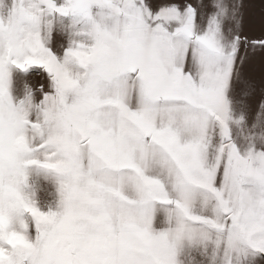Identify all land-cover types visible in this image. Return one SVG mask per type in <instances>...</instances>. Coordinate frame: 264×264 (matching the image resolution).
Here are the masks:
<instances>
[{
	"label": "snow or ice",
	"instance_id": "obj_1",
	"mask_svg": "<svg viewBox=\"0 0 264 264\" xmlns=\"http://www.w3.org/2000/svg\"><path fill=\"white\" fill-rule=\"evenodd\" d=\"M244 8L0 0V264H264Z\"/></svg>",
	"mask_w": 264,
	"mask_h": 264
},
{
	"label": "rangeland",
	"instance_id": "obj_2",
	"mask_svg": "<svg viewBox=\"0 0 264 264\" xmlns=\"http://www.w3.org/2000/svg\"><path fill=\"white\" fill-rule=\"evenodd\" d=\"M244 8V21H243V31L246 33V29L249 28L251 31L257 30L261 33L264 30V0H243ZM247 34V33H246ZM61 39L57 37V46L61 43ZM251 64H247L245 68L246 75L249 76L248 67ZM258 71V70H257ZM257 72H255L256 76ZM250 77V76H249ZM28 79L34 83L38 84L41 77L35 73L28 77ZM259 93L256 92V97L258 98Z\"/></svg>",
	"mask_w": 264,
	"mask_h": 264
},
{
	"label": "crops",
	"instance_id": "obj_3",
	"mask_svg": "<svg viewBox=\"0 0 264 264\" xmlns=\"http://www.w3.org/2000/svg\"><path fill=\"white\" fill-rule=\"evenodd\" d=\"M264 32V30L262 31ZM261 32V33H262ZM247 35L250 37H259L261 33L257 30L251 31L249 28L246 29ZM251 64L247 69L249 72V76L253 79L257 85V92H260L261 86L264 85V55L257 54L250 61ZM258 70V71H257ZM255 72H257L255 76Z\"/></svg>",
	"mask_w": 264,
	"mask_h": 264
}]
</instances>
